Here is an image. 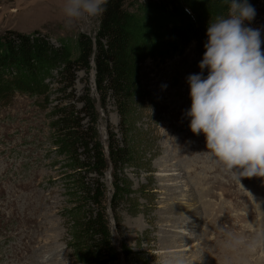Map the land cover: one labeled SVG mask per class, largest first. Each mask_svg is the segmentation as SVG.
I'll return each instance as SVG.
<instances>
[{
  "label": "rangeland",
  "instance_id": "rangeland-1",
  "mask_svg": "<svg viewBox=\"0 0 264 264\" xmlns=\"http://www.w3.org/2000/svg\"><path fill=\"white\" fill-rule=\"evenodd\" d=\"M147 1L166 0H127V8L137 13ZM249 3L256 15L248 26L261 29L264 41V0ZM63 4L0 0V36L37 33L56 46L79 35L94 39L101 15L69 23ZM179 23L161 14L149 18L154 52L141 65L123 125L112 100L101 106L94 72L78 75L73 95L61 93L55 81L40 96L0 97V264H82L79 209H106L114 251L95 264H264V177L233 179L204 154V136L191 133L182 116L191 103L186 77L200 71L207 28L199 40L177 46L169 32ZM82 99L96 105L98 142L106 146L109 137L130 154L112 174L111 168L88 174L89 183L104 188L97 207L82 200L51 126L55 106ZM113 192L114 208L108 204Z\"/></svg>",
  "mask_w": 264,
  "mask_h": 264
},
{
  "label": "trees",
  "instance_id": "trees-1",
  "mask_svg": "<svg viewBox=\"0 0 264 264\" xmlns=\"http://www.w3.org/2000/svg\"><path fill=\"white\" fill-rule=\"evenodd\" d=\"M227 11L224 0H166L159 4L147 1L137 13H131L127 0H107L94 39L79 35L74 41H61L56 46L37 33L6 32L0 36V97L16 91L40 96L55 81L62 86L61 93L73 95L78 75L86 73L90 77L94 72L101 106L107 99L112 100L123 125L139 91L141 65L154 52L149 18L161 14L179 19L178 26L169 33H174L170 36L175 45L185 46L199 40L209 21ZM78 104L82 107L78 108ZM52 116L55 148L66 159L72 174L78 176L82 200L101 206L104 188L89 183L88 174L103 170L106 173L109 168L112 174L114 166L130 156L128 150L119 144L112 146L109 137L106 147L102 141L100 145L93 127L97 125L98 113L90 99L55 106ZM114 197L115 192L108 203L113 208ZM105 210L85 214L79 209L76 247L84 253L82 264L98 263L114 251Z\"/></svg>",
  "mask_w": 264,
  "mask_h": 264
},
{
  "label": "clouds",
  "instance_id": "clouds-1",
  "mask_svg": "<svg viewBox=\"0 0 264 264\" xmlns=\"http://www.w3.org/2000/svg\"><path fill=\"white\" fill-rule=\"evenodd\" d=\"M106 3L64 0L62 12L71 23L102 15ZM224 3L227 15L208 23L200 71L186 77L191 103L182 116L192 134L204 136V154L239 182L264 177V41L261 29L248 26L256 15L249 0Z\"/></svg>",
  "mask_w": 264,
  "mask_h": 264
},
{
  "label": "bare ground",
  "instance_id": "bare-ground-1",
  "mask_svg": "<svg viewBox=\"0 0 264 264\" xmlns=\"http://www.w3.org/2000/svg\"><path fill=\"white\" fill-rule=\"evenodd\" d=\"M166 176H174V174H172V173H169V175H166ZM192 231H194L195 232V230L193 229ZM187 232V230H184V232H181V234L182 235H185V233ZM190 238H193L192 236L190 237ZM252 246V245H251ZM181 246H179L178 248H180ZM175 251H178V249L177 250H175ZM181 251H184V250H179V252H181ZM258 263V262H257ZM256 263V264H257Z\"/></svg>",
  "mask_w": 264,
  "mask_h": 264
}]
</instances>
